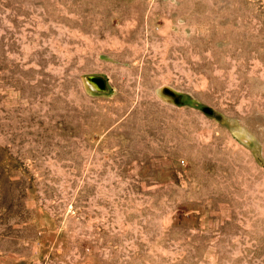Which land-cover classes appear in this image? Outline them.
<instances>
[{"label": "rangeland", "instance_id": "1", "mask_svg": "<svg viewBox=\"0 0 264 264\" xmlns=\"http://www.w3.org/2000/svg\"><path fill=\"white\" fill-rule=\"evenodd\" d=\"M0 264H264V0H0Z\"/></svg>", "mask_w": 264, "mask_h": 264}, {"label": "water", "instance_id": "2", "mask_svg": "<svg viewBox=\"0 0 264 264\" xmlns=\"http://www.w3.org/2000/svg\"><path fill=\"white\" fill-rule=\"evenodd\" d=\"M86 81L90 84H92L98 92H106L107 91V86L106 82L102 77L99 76H87ZM210 111H208L209 113Z\"/></svg>", "mask_w": 264, "mask_h": 264}, {"label": "bare ground", "instance_id": "3", "mask_svg": "<svg viewBox=\"0 0 264 264\" xmlns=\"http://www.w3.org/2000/svg\"><path fill=\"white\" fill-rule=\"evenodd\" d=\"M86 83H87V85H88L90 88H92L93 90L97 91V89H96L92 84L88 83L87 81H86Z\"/></svg>", "mask_w": 264, "mask_h": 264}]
</instances>
